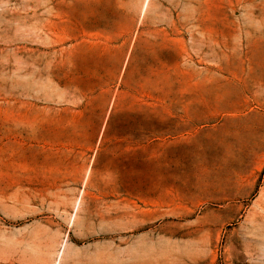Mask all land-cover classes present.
Masks as SVG:
<instances>
[{"label": "rangeland", "instance_id": "374dc122", "mask_svg": "<svg viewBox=\"0 0 264 264\" xmlns=\"http://www.w3.org/2000/svg\"><path fill=\"white\" fill-rule=\"evenodd\" d=\"M0 264H264V0H0Z\"/></svg>", "mask_w": 264, "mask_h": 264}]
</instances>
